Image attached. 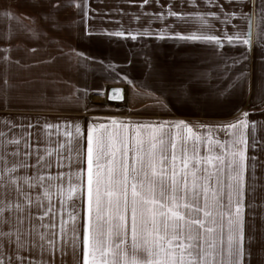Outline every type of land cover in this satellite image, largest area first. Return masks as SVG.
I'll use <instances>...</instances> for the list:
<instances>
[{
    "label": "snow or ice",
    "instance_id": "6c2138e0",
    "mask_svg": "<svg viewBox=\"0 0 264 264\" xmlns=\"http://www.w3.org/2000/svg\"><path fill=\"white\" fill-rule=\"evenodd\" d=\"M22 2L0 13V110L75 116L0 121V264H264V0H141L146 24L114 29L90 0ZM65 57L83 84L31 73ZM109 100L129 114L96 115Z\"/></svg>",
    "mask_w": 264,
    "mask_h": 264
},
{
    "label": "crops",
    "instance_id": "0c3cea01",
    "mask_svg": "<svg viewBox=\"0 0 264 264\" xmlns=\"http://www.w3.org/2000/svg\"><path fill=\"white\" fill-rule=\"evenodd\" d=\"M161 2L164 3L165 0H161ZM173 2L177 5L180 4V0H173ZM197 2L201 4L202 8H204V0H197ZM184 4H185V10H192L190 5L188 4V0H184ZM9 6L17 10L19 13L28 14V15L35 14L33 9L31 7L26 6L22 2V0H0V13H2L3 10ZM90 6L92 9L95 10L89 14L92 17L88 21V25L90 28L114 29V28H118L120 24H123L125 28L138 27V26H143L144 24H146L147 20L149 19L148 17L141 16L140 14L141 0H132V2H129V0H90ZM144 9L145 11H155L157 10V6L155 4L144 5ZM132 14H135V16H140L139 24L137 23V21L135 20ZM23 22L25 24L31 23L29 20H24ZM4 26H5L4 24L0 23V27H4ZM192 26L193 25H184L183 27H192ZM154 27H159V25L156 24L154 25ZM26 42L28 43L29 47H38V45L31 43L30 41H26ZM71 43L77 50L83 51L90 55H101L102 56L105 54V51H106L105 49L101 48L100 46L96 44L91 43L90 41L73 40L71 41ZM171 44L172 42H169V45ZM0 46H2V43H0ZM65 51L67 52L68 50L65 49ZM49 52L53 54L57 53L55 44H52L49 46ZM19 55L23 56L24 53L21 52L19 53ZM39 58L47 59V54L41 53L39 54ZM120 60H121V56L117 57V61H120ZM14 71H19V70L14 69ZM45 72L53 74L48 77L49 80L53 79L54 76L62 78L63 80L75 81L76 83H79V84H83L86 80V77L84 74L85 70L83 68L77 70L67 61L66 57L63 59H59L56 65L41 64L31 69V73L34 75H41ZM88 74L89 76H91V70H89ZM89 82H92V83L93 82H103V80L95 81L94 79H91ZM255 115H258V114H253V116H251L250 118H254ZM37 116L48 117L49 119L54 120L57 117H60L61 119L64 117L72 118L75 116V112L60 111L56 113H49V112H41L37 110L27 111L26 108L23 106H20L17 109H14L10 112L0 110V121H2L4 118H8L10 120H15L18 124L19 123L26 124L28 122L27 118H32L34 120ZM3 127L4 125L0 123V129H3ZM26 131H29V130L15 128L12 130V134H14L17 137H21L24 135ZM30 131L32 132L33 145L37 144V139L39 137V143H40L42 152H43L44 145L47 144L48 142V139L52 141V143L48 146L51 148H55L56 146L55 142L57 140V136L55 135V130H51L53 134L50 137H46V132L45 133L38 132L35 128L31 129ZM59 139L63 141L66 138L61 133V135L59 136ZM53 171H55V169H53ZM10 195L12 197H15V192H11ZM66 216H67V213L65 214V218ZM56 222L58 223V217H57ZM70 226L71 224L70 222H68V227ZM66 261H67V264H72V257H71L70 251H69V255L66 257ZM57 264H60L59 257L57 258Z\"/></svg>",
    "mask_w": 264,
    "mask_h": 264
},
{
    "label": "rangeland",
    "instance_id": "374dc122",
    "mask_svg": "<svg viewBox=\"0 0 264 264\" xmlns=\"http://www.w3.org/2000/svg\"><path fill=\"white\" fill-rule=\"evenodd\" d=\"M172 47H178V45H170ZM121 59H122V56H121ZM119 62V61H117ZM92 79H94L95 81H99V80H103V77L99 74H97V76L93 77ZM94 84H100L102 82H93ZM79 84V83H78ZM117 86H122V87H127V85H124V84H119ZM55 87H59V88H65L66 85L64 84H57L55 85ZM92 103L97 105V106H100V105H103L105 103L104 100L102 99H99V98H93L92 100ZM108 103V101H107ZM109 104V103H108ZM110 108L109 109H100V111L96 112L95 114L96 115H100V116H107V115H115V116H124V115H127L129 113L123 111V109L126 107L124 103H121V104H109ZM134 108L136 109H139L141 107V105L139 104H136L133 106ZM27 111H29V109L26 108ZM38 111V110H37ZM41 112H44V111H41ZM54 204H57L56 206L59 207V204L57 203L56 200H53ZM67 212L64 213V215L66 214ZM67 220V216L65 218ZM38 223V221H36Z\"/></svg>",
    "mask_w": 264,
    "mask_h": 264
},
{
    "label": "water",
    "instance_id": "95a60500",
    "mask_svg": "<svg viewBox=\"0 0 264 264\" xmlns=\"http://www.w3.org/2000/svg\"><path fill=\"white\" fill-rule=\"evenodd\" d=\"M108 102L109 103H112V104H121V103H124L123 101H112V100H109Z\"/></svg>",
    "mask_w": 264,
    "mask_h": 264
}]
</instances>
